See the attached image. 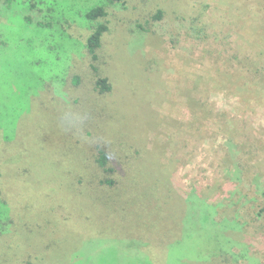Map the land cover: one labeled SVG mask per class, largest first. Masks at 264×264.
<instances>
[{
  "label": "rangeland",
  "instance_id": "rangeland-1",
  "mask_svg": "<svg viewBox=\"0 0 264 264\" xmlns=\"http://www.w3.org/2000/svg\"><path fill=\"white\" fill-rule=\"evenodd\" d=\"M102 1L0 0V264H264V0Z\"/></svg>",
  "mask_w": 264,
  "mask_h": 264
},
{
  "label": "trees",
  "instance_id": "trees-1",
  "mask_svg": "<svg viewBox=\"0 0 264 264\" xmlns=\"http://www.w3.org/2000/svg\"><path fill=\"white\" fill-rule=\"evenodd\" d=\"M13 0H5V3L9 5L10 2ZM46 0H31V4L29 6V9L31 11H35L36 9H39V6L42 5ZM124 2V0H103L101 3H98L96 6H90L86 8L82 13V19H84L86 22L93 23L92 26V33L89 36L87 40V51L89 55L92 57V60L95 62L98 59V50L102 47V41L103 37L105 36V33L108 31V26L104 22H101V20H105L109 16V12L107 8L109 6ZM94 71H97V68L92 66ZM79 78L74 77V83H78ZM112 86L110 85L107 78H102L99 76V74L96 73V81H95V91L99 94H106L111 92ZM96 163L98 164V167L102 169L103 174L101 176V179L99 181V185L102 187H114L118 186L119 181L114 179L113 174H115L116 169L111 166L110 164V156L109 153L100 150L98 153V156L96 157ZM1 192V188H0ZM2 193H0V196ZM261 216H264V209H262V212L260 213ZM205 218H207V214H204Z\"/></svg>",
  "mask_w": 264,
  "mask_h": 264
}]
</instances>
